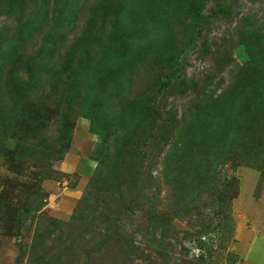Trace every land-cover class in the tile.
Listing matches in <instances>:
<instances>
[{"label": "rangeland", "instance_id": "obj_1", "mask_svg": "<svg viewBox=\"0 0 264 264\" xmlns=\"http://www.w3.org/2000/svg\"><path fill=\"white\" fill-rule=\"evenodd\" d=\"M17 1L26 13L36 4ZM54 4L83 11L65 21L78 45L53 66L63 80L27 89L43 69L22 50L13 74L30 85L17 82L0 107V264H32L41 228V249L68 252L70 236L51 240L54 222L88 193L91 206L113 196L118 167L135 187L131 246L105 264H264V0ZM16 28L0 14L9 45ZM173 58L184 83L171 88Z\"/></svg>", "mask_w": 264, "mask_h": 264}, {"label": "trees", "instance_id": "obj_2", "mask_svg": "<svg viewBox=\"0 0 264 264\" xmlns=\"http://www.w3.org/2000/svg\"><path fill=\"white\" fill-rule=\"evenodd\" d=\"M22 1L24 6L25 1ZM17 5V0H3L2 8H0V14L8 15L17 25L14 34L11 35L14 37L13 43L9 45L7 43L9 40L6 36H4V39L2 36L0 38V47L4 43V52L0 55V107H2L4 99L8 97L11 87L15 88L17 86V82L25 88L30 85L29 82H26V79H19L13 74L14 63L17 61V57L21 55L22 50L34 49L33 52L39 56L38 63L42 65L39 68L43 69L39 73L41 76H39L34 86L30 85L27 88L38 92L44 87H54V85L63 80L60 73H54L53 66L55 64L56 66L59 65L60 59L58 58L71 56L78 45L72 41L65 42V28H68L65 21L73 20L76 17L79 18L83 11L77 9V6L78 8H82V6L66 7L64 5L57 9L54 0H36L34 7L26 13L24 12V7L20 9ZM27 7L28 5L25 6V9ZM195 16V18L201 16L203 21L206 15H199V12H197ZM62 47L63 52H60ZM45 50L46 55L44 56ZM54 54L58 57L52 60ZM146 59L140 60V63ZM179 63L176 58H173L170 67H168L170 69L169 86L171 88L176 84L184 83V74L181 72L182 68ZM191 125H193L192 122L188 123V126ZM105 148L106 152L109 151L107 145ZM186 155L185 165L194 166L196 170L200 171L201 167H203V162L192 161L189 158V154ZM105 162L106 160L104 159L100 162V167L99 163L95 167L90 183H93L102 175L101 166H110ZM119 169L118 167V172L114 173L116 191L111 193L113 196L109 197V200L105 199L100 204L91 206L88 193V195L82 197L76 208L75 215L69 221L54 222L55 233H58L51 240L62 243L63 234L70 236L71 245L68 252L64 253L62 249V254L60 250L57 251L51 246L41 249L37 241L44 238V229L41 228L40 232H36L29 254V260L32 261V264H58L55 261H60V264H72L76 260H79L78 264H105L103 260L107 256L115 257L118 260L127 257L131 243L123 239V234H125V228L127 226L130 227V224L133 223L131 220L130 223L127 222V219H131L130 204H132L128 199L135 187L132 186L133 184L130 185L129 176H125L124 172L122 171L121 173ZM122 174L124 175L123 178ZM126 210L129 212H126ZM48 253L49 255L53 253L52 259L47 258Z\"/></svg>", "mask_w": 264, "mask_h": 264}, {"label": "crops", "instance_id": "obj_3", "mask_svg": "<svg viewBox=\"0 0 264 264\" xmlns=\"http://www.w3.org/2000/svg\"><path fill=\"white\" fill-rule=\"evenodd\" d=\"M70 153H68L67 155H69ZM67 155L65 157H67ZM66 159V158H65Z\"/></svg>", "mask_w": 264, "mask_h": 264}]
</instances>
